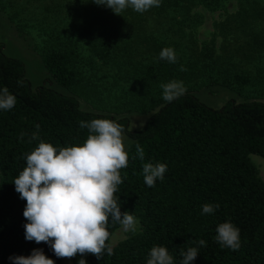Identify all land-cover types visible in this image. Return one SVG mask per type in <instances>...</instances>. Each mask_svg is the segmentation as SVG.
Wrapping results in <instances>:
<instances>
[{
	"label": "trees",
	"instance_id": "1",
	"mask_svg": "<svg viewBox=\"0 0 264 264\" xmlns=\"http://www.w3.org/2000/svg\"><path fill=\"white\" fill-rule=\"evenodd\" d=\"M221 2L160 0L158 7L143 13L129 7L120 15L93 0H77L76 5L69 0L42 4L41 37L35 49L47 78L71 93L45 83L31 88L23 62L6 55L0 43V89L7 87L16 97L11 110L0 109V264H13L9 257L28 256L33 249H42L54 264H60L61 258L48 244L25 239L26 202L13 181L26 166L25 153L38 145V140L29 142L33 133L57 148L79 145L88 135L80 121L94 118L119 123L129 139L125 148L129 162L120 170L123 182L115 196L121 212L137 218L139 229L118 240L112 255L107 251L100 259L77 255L69 259L70 264L81 258L86 264H146L153 246L166 247L173 264H181V252L189 247L198 249L190 264H264V182L249 158V153L264 158V101L260 100L264 98V64L242 68L235 57L259 59L264 49V0H239V9L215 24L220 33L233 34L234 44L214 54L206 43L197 47L190 28L199 22L200 14L192 8L202 5L214 10ZM4 6L0 0V9ZM23 12L17 6L8 17H25ZM118 17L141 23L149 17L158 31L180 34L185 27L189 33L179 43L154 40L133 61L129 41L107 24L106 18L110 22ZM165 47L174 49L175 63L159 58ZM81 48L99 60H112L128 72L126 77L143 86L139 96L125 103L129 110L144 112L158 105L139 128L130 129L126 116L79 107L72 93L81 87ZM182 66L186 70L181 71ZM171 80L182 81L186 91L167 102L160 85ZM201 85L226 87L242 100L228 98L219 107H211L192 93ZM137 144L144 149L143 161L136 157ZM148 162L167 166L163 180L157 179L154 187L143 179L142 166ZM204 204L219 207L204 214ZM226 221L239 229L238 250L222 247L215 239L217 225ZM118 225L109 217L110 234ZM201 239L204 246L199 245Z\"/></svg>",
	"mask_w": 264,
	"mask_h": 264
},
{
	"label": "clouds",
	"instance_id": "2",
	"mask_svg": "<svg viewBox=\"0 0 264 264\" xmlns=\"http://www.w3.org/2000/svg\"><path fill=\"white\" fill-rule=\"evenodd\" d=\"M97 5L110 8L120 15L131 7L143 13L158 7L160 0H93ZM159 58L175 63L177 56L171 47L163 48ZM181 71L186 70L183 66ZM162 98L171 102L186 91L182 81L171 80L162 83ZM16 97L7 87L0 89V109L11 110ZM39 129V125L35 126ZM81 128L88 129L82 144L54 147L33 133L31 140L38 145L25 153L26 166L14 178L15 191L26 203L23 216L24 236L28 241L48 244L57 258L71 259L79 255L92 254L100 259L113 249L106 242L110 232L107 229L109 217L123 226L124 231H136L137 220L129 212H121L115 193L123 181L120 170L128 166L129 158L123 144V127L107 118L80 121ZM23 138L24 133H21ZM136 157L144 160V149L136 145ZM167 166L164 163H144L142 173L144 183L154 187L156 180H163ZM212 204H204L202 213L211 214ZM215 239L222 247L238 250L239 229L230 221L219 223ZM199 245L204 246L201 239ZM198 254V249L189 247L181 252V264H190ZM13 264H54L42 249H33L28 256L9 257ZM77 264H86L81 258ZM146 264H173V257L164 246H153Z\"/></svg>",
	"mask_w": 264,
	"mask_h": 264
},
{
	"label": "rangeland",
	"instance_id": "3",
	"mask_svg": "<svg viewBox=\"0 0 264 264\" xmlns=\"http://www.w3.org/2000/svg\"><path fill=\"white\" fill-rule=\"evenodd\" d=\"M69 2L70 5H76L74 2H77V0H69ZM47 3H49V0H12L11 2L4 0V9H0V43L2 44V51L6 55L18 58L23 62L25 77L29 80L31 88L45 83L59 91L71 93L47 78L49 74L35 49L41 37V32L38 29V22L42 21L41 13L44 11L41 9V5ZM17 6L24 11L25 17L10 19L8 13L13 9L15 10ZM239 7V0H222L220 6L214 10H209L202 5L193 7L192 10L200 14L199 22L190 28L197 47H202L203 43H206L212 48L214 54H219L222 52L223 46H232L234 44L232 43L233 34L220 33L219 26L215 27V24L223 20L225 15L236 12ZM33 10H36V14ZM30 11L32 15L37 17H30ZM106 19L112 31L116 30L120 34L122 33V39L129 41L128 47L132 48L135 53L132 58L133 61L140 59L136 54L141 53L148 43L151 44L156 39L163 40L167 44L169 41L179 43L186 38L184 35L189 33L188 28L185 27L180 34L174 33L170 29L163 32L158 31L149 17L142 19V23L133 19L128 21L130 17H118L110 22H108V18ZM146 33H150L147 36L149 38H145ZM179 35H182V37L179 38ZM79 52L81 61L79 68L82 73L81 87L78 92L72 93L77 98L79 107L84 110L107 112L114 116H126L130 129L139 128L146 117L158 107V105H154L144 112H139L129 110L125 106L127 101L134 99L143 92V86L134 78L126 77L128 72L123 67H117L112 60H99L90 55L84 48H81ZM237 56L239 55L237 54ZM237 56H235L236 61L242 68L253 67L256 62L264 64V49L259 59H244ZM192 93L203 103L214 108L219 107L228 98L242 100L241 96L220 85H201L192 90ZM260 100L264 101V98H260ZM122 138L126 148L129 139L124 133H122ZM249 158L256 166L258 175L264 182V158L255 153H249ZM138 229L139 222L137 220L136 231ZM131 232L124 231L123 226L119 224L110 234L109 246L112 247L118 240ZM60 264H70V261L61 258Z\"/></svg>",
	"mask_w": 264,
	"mask_h": 264
}]
</instances>
